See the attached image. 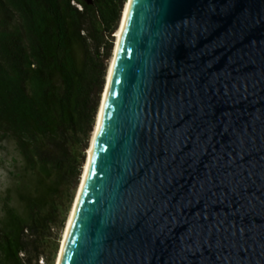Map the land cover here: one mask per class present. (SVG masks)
Listing matches in <instances>:
<instances>
[{"label":"water","instance_id":"water-1","mask_svg":"<svg viewBox=\"0 0 264 264\" xmlns=\"http://www.w3.org/2000/svg\"><path fill=\"white\" fill-rule=\"evenodd\" d=\"M128 4L62 264H264V0Z\"/></svg>","mask_w":264,"mask_h":264},{"label":"trees","instance_id":"trees-1","mask_svg":"<svg viewBox=\"0 0 264 264\" xmlns=\"http://www.w3.org/2000/svg\"><path fill=\"white\" fill-rule=\"evenodd\" d=\"M129 0H0V141L21 157L0 197V264H40L80 185Z\"/></svg>","mask_w":264,"mask_h":264},{"label":"bare ground","instance_id":"bare-ground-1","mask_svg":"<svg viewBox=\"0 0 264 264\" xmlns=\"http://www.w3.org/2000/svg\"><path fill=\"white\" fill-rule=\"evenodd\" d=\"M129 9H130V4L127 3V5L125 6V9H124V13L122 15L120 26H119L116 34H115V38H116L115 47H114L111 63H110V66H109L108 72H107L106 85H105L104 92H103V95H102V100H101V105H100V109H99L97 120H96V125H95L94 132H93V135H92L90 147H89V149L87 151L88 152V156H87V160H86V163H85L83 175H82V178H81V182H80V185H79V188H78L77 195L75 196L76 198L74 200V203H73V206H72L69 218H68V222L66 224V229H65V232H64V239H63V242H62V246H61V249H60L56 264H62L63 255H64L66 243H67V239L69 237V233H70V229H71V226H72V223H73V219L75 217V214H76V211L78 209V206L80 205L81 198H82V193H83V190H84V187H83V190H82L81 186L82 185L85 186L86 179L88 177V175H87V177L85 176V173H89V170H90V167H91V164H92L94 151H95V147H96V143H97V139H98V135H99V131H100V126H101V122H102L103 111L105 109V106H106V103H107V100H108L110 87H111V83H112V80H113V71H114V66H115L117 54H118L119 49H120V47L122 45V42H123V39H124V35H125V31H126V23H127Z\"/></svg>","mask_w":264,"mask_h":264},{"label":"rangeland","instance_id":"rangeland-1","mask_svg":"<svg viewBox=\"0 0 264 264\" xmlns=\"http://www.w3.org/2000/svg\"><path fill=\"white\" fill-rule=\"evenodd\" d=\"M110 63L111 60L107 62V68H109ZM87 156H88V152H87ZM21 163H22L21 157L16 150L15 144L9 140L0 141V197L5 196L7 190L13 187L15 178L13 177L12 173L15 174L19 173V168L21 166ZM78 188L75 192V196L77 195ZM72 206L70 208L69 215ZM69 215L63 227H61L60 229L56 228L52 231V238L48 241V243L44 247V251H43L44 261H40L39 262L40 264H56L62 246V242L64 239V232L66 229V224L68 222Z\"/></svg>","mask_w":264,"mask_h":264},{"label":"snow or ice","instance_id":"snow-or-ice-1","mask_svg":"<svg viewBox=\"0 0 264 264\" xmlns=\"http://www.w3.org/2000/svg\"><path fill=\"white\" fill-rule=\"evenodd\" d=\"M98 130H99V129H98ZM87 175H88V173H85V176H86V177H87ZM81 187H82V190H83V187H84V186L82 185Z\"/></svg>","mask_w":264,"mask_h":264}]
</instances>
